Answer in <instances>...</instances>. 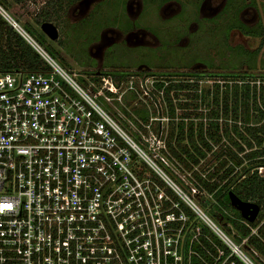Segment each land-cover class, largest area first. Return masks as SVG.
<instances>
[{
    "label": "built area",
    "instance_id": "built-area-1",
    "mask_svg": "<svg viewBox=\"0 0 264 264\" xmlns=\"http://www.w3.org/2000/svg\"><path fill=\"white\" fill-rule=\"evenodd\" d=\"M0 14L46 67L0 72V264H234V254L253 264L202 207L213 196L193 172L206 171L144 152L126 132L130 122L162 143L150 128L155 107L145 131L125 108L114 117L108 107H120L132 85L123 92L109 76L71 75L1 6ZM196 110L206 126L207 109ZM161 115L168 123L167 110ZM202 223L227 256L216 246L201 245L205 257L192 248Z\"/></svg>",
    "mask_w": 264,
    "mask_h": 264
},
{
    "label": "trees",
    "instance_id": "trees-1",
    "mask_svg": "<svg viewBox=\"0 0 264 264\" xmlns=\"http://www.w3.org/2000/svg\"><path fill=\"white\" fill-rule=\"evenodd\" d=\"M12 1L22 4L26 0ZM76 1L78 0H43L42 5L33 13L32 19L37 25L53 22L61 29L62 24L67 21V10ZM0 6L3 9L8 7L7 1L0 0ZM24 25L29 32H33L32 26L26 23ZM235 26L243 34L263 35L261 26L252 28L242 23H236ZM29 35L32 37V34ZM36 35L40 42L61 59L59 53L42 35ZM57 43L63 47L60 37L57 38ZM234 53L237 57L244 58L246 63L254 62L250 57L252 52L240 46L234 47ZM243 53L244 56L241 55ZM79 64L84 66L81 61ZM45 69L41 56L0 14V72ZM109 73L106 70L101 72ZM148 73L157 74L152 71ZM178 75L185 78H174L172 74L163 73L162 78L156 79L154 84L156 90L162 91V96L158 97L167 105V115L170 117L164 136L160 133L159 124L154 128L155 133L161 134L163 147L159 150L181 163L184 168L190 169L193 165H199L200 169L206 171L205 177L193 172L197 182L213 196V200H206L202 207L253 264H264V173L257 170L258 166H264V72L253 74L247 71H224L219 76H208V79L213 80L211 85L200 89L196 79L201 75ZM136 99L137 96L133 93L131 102ZM123 100L125 101V96ZM201 105L207 109L206 126L200 120L203 113L196 110ZM124 112L129 117H132L131 112L135 113L142 122L136 121L137 127L145 131L142 124L148 123L150 116L145 106H133L131 110ZM152 112L155 114L154 108ZM229 191L243 201L258 204L260 209L253 221L244 219L231 206ZM191 217L193 218L192 214ZM200 230L199 242L192 244L196 252L205 257L201 245L213 252L216 251L215 246L220 248L222 258L231 252L203 223L200 224ZM231 258L234 264H245L235 254ZM192 260L198 262L195 258Z\"/></svg>",
    "mask_w": 264,
    "mask_h": 264
},
{
    "label": "rangeland",
    "instance_id": "rangeland-1",
    "mask_svg": "<svg viewBox=\"0 0 264 264\" xmlns=\"http://www.w3.org/2000/svg\"><path fill=\"white\" fill-rule=\"evenodd\" d=\"M6 1L8 7H4V11L8 16L15 22L17 21L16 23L23 30L28 31L24 23L32 26L33 32L28 31L29 34H32V38L71 75L73 72H82L84 67L87 68L89 65V59H87L89 57L85 55L89 45L85 47V42L89 37L96 35L94 33L97 30L93 29V25L113 24L115 28L106 29L103 27L105 34L103 33L102 42L116 40L121 43L107 49V66L104 64L102 68L109 70L111 74L118 73V70L127 72L119 83L122 86L121 90L127 92L128 85H132L135 88L133 90L135 93H133L136 94L137 100L131 102L133 93L128 91L125 93V101L121 103L120 107L117 105L108 108L114 117H118L117 110L120 111V108L121 110L122 108L131 110L133 106L139 108L145 106L149 110H153L155 107L159 130L163 136L167 131V120L161 114L166 113L167 105L163 103L161 97H158L160 95L154 85L155 80L162 78L163 73H170L174 78L182 79L185 77L178 74L188 73L195 68L199 69L197 66L206 68L207 64H212L213 70L219 67L224 71L245 70L253 72V74L264 72L263 64H261L262 55L259 54L253 63L244 62L242 58L235 56L234 51L230 52L227 49L222 29L216 28L208 31L207 24L198 22H195V25L198 26L197 31L188 29L186 22L194 21L195 17L198 19L202 14L183 0H173L175 3L165 13L163 6L158 5V0H83L78 5L71 7L72 9L70 8L65 17L67 21L62 24L61 29H58V36L63 40V47L58 45L57 39L52 40L44 34L40 25L35 24L32 19L33 13L37 7L42 5L43 0H26L22 4L14 3L12 0ZM193 11L195 12L192 13ZM244 17H251L250 12L246 13ZM257 17L264 20V4L261 5L256 16L251 17L252 21ZM6 18L9 19L7 16ZM251 18L249 19L251 20ZM130 21L135 22L136 27L132 29L130 35L123 36L122 32L123 30L127 31ZM162 25L164 27L159 28ZM35 31L36 34H40L46 39L63 61L54 55L47 45L40 42ZM230 36V44H242L249 50L254 49L259 43V38H243L240 34L233 35L232 33ZM99 43L101 42L99 41ZM80 61L84 66L79 64ZM197 61L205 62L198 64ZM150 71L157 74L150 75L148 73ZM208 78L201 75L196 79L200 80L198 82L200 88L210 85L206 80ZM200 108L204 109V106L201 105ZM156 122L154 121L150 126L153 129L152 132L157 126ZM123 127L144 152H153L152 154L158 157L157 152H160L159 148L162 146L159 140L149 137L150 134L143 138L135 131L130 122H126ZM134 134L138 135L134 136ZM202 165L204 166V163Z\"/></svg>",
    "mask_w": 264,
    "mask_h": 264
},
{
    "label": "flooded vegetation",
    "instance_id": "flooded-vegetation-1",
    "mask_svg": "<svg viewBox=\"0 0 264 264\" xmlns=\"http://www.w3.org/2000/svg\"><path fill=\"white\" fill-rule=\"evenodd\" d=\"M83 0H78L76 1L71 7L78 5L81 3ZM150 1V0H149ZM186 2L190 7H193L195 11L201 13L202 15L199 16L197 19L195 17L194 21L191 22H186V26H188V29H192L196 31L198 30V26L195 25V22L197 23H204L209 26L208 31L220 28L223 31L224 35V43L227 45V49L232 52L234 51V47L240 46L241 48L252 52L251 56L254 61L257 58L259 54L262 55V60L261 64L263 69H264V20H261L259 17H257L254 21H252V18H254V15L256 16L257 12L261 8V5H263L264 0H183ZM158 5L163 6V12L165 13L168 9L170 10L171 5H173L175 2L173 0H158L157 1ZM262 3V4H261ZM70 7V8H71ZM70 8L67 10V15L70 10ZM72 9V8H71ZM192 11V10H191ZM193 11L192 13H194ZM250 12L251 14V20L249 18L244 17L246 13ZM163 22V21H162ZM165 22V21H164ZM128 23V22H127ZM236 23H242L243 25L247 27H259L261 26L263 28V35H247L243 34L236 26ZM223 25V26H222ZM191 26V28H190ZM197 26V27H196ZM115 28L113 24H96L93 25V29L96 31L94 33L95 36L89 37L88 41H86V46L89 45L87 52H85L86 57H89V65L88 67H84L83 72H85L87 75L92 77L93 79L96 78V80H99L102 76H109L113 82L115 83H120L122 79L124 78V75H126L127 72L124 70H118L119 72L115 74H111L109 70L103 69L102 67L107 66V59H106V51L108 48L115 44H120V41L116 40H110L107 42H102L104 38V28ZM136 27L135 22H129L127 26V31L122 32L123 36L125 35H130L131 31L133 28ZM164 25L160 26L159 28H163ZM222 27V28H221ZM57 30L59 29L56 27ZM104 33V34H103ZM231 33L234 34H240L243 38H259V43L254 49H247L245 48L242 44H230L229 39L231 38ZM59 38V36L57 37ZM99 41L101 43H99ZM125 44V43H124ZM86 50V48H85ZM256 52V53H254ZM254 53V54H253ZM235 56L237 55L234 53ZM244 56V53L241 54ZM242 58V57H240ZM244 59V58H242ZM198 64H202L205 61H197ZM207 62V61H206ZM252 62V61H251ZM101 66V67H96V65ZM198 68H195L193 70H190L188 73L191 74H196V75H203V76H219L224 72L221 68L217 67L215 70L212 69V64H207L206 68H201L200 66H197ZM107 71L109 74H101V72ZM121 71V72H120ZM231 71V70H230ZM233 71V70H232ZM245 71V70H242ZM187 73V74H188ZM164 74H170V73H164Z\"/></svg>",
    "mask_w": 264,
    "mask_h": 264
},
{
    "label": "water",
    "instance_id": "water-1",
    "mask_svg": "<svg viewBox=\"0 0 264 264\" xmlns=\"http://www.w3.org/2000/svg\"><path fill=\"white\" fill-rule=\"evenodd\" d=\"M11 25V24H10ZM12 26V25H11ZM14 28V27H13ZM41 31L46 34L50 39L55 40L58 37V30L56 26L52 22H43L40 24ZM230 204L236 210L239 211L240 215L246 219L247 221H253L258 212L259 206L256 203L243 201L238 198L234 193L231 191L228 192Z\"/></svg>",
    "mask_w": 264,
    "mask_h": 264
}]
</instances>
